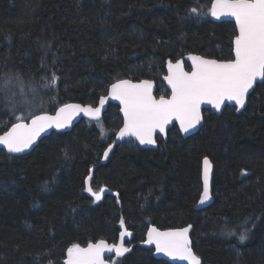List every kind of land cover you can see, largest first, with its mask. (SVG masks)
I'll return each instance as SVG.
<instances>
[{"label":"trees","instance_id":"trees-1","mask_svg":"<svg viewBox=\"0 0 264 264\" xmlns=\"http://www.w3.org/2000/svg\"><path fill=\"white\" fill-rule=\"evenodd\" d=\"M212 1L0 0V133L69 102L95 105L119 79L155 80L167 96V61L188 53L232 59L235 23L213 21ZM17 75L40 104L20 119L5 93ZM204 120L187 137L174 125L158 149L129 139L103 163L123 122L109 104L102 120L54 131L27 154L0 149V264H63L73 244H115L123 226L131 251L111 264H173L139 245L151 225H192L202 264H264V81L242 112L206 110ZM205 157L214 202L197 210ZM89 175L93 191L109 190L100 200Z\"/></svg>","mask_w":264,"mask_h":264},{"label":"snow or ice","instance_id":"snow-or-ice-1","mask_svg":"<svg viewBox=\"0 0 264 264\" xmlns=\"http://www.w3.org/2000/svg\"><path fill=\"white\" fill-rule=\"evenodd\" d=\"M191 11L195 13L196 9ZM210 13L217 18H235L238 34L234 40V58L218 61L191 56L194 68L191 72L183 70L182 62L178 61L173 65L169 61V75L165 77L171 85L169 99L164 96L156 99L152 94V82L148 80L140 83L120 80L113 83L110 95L123 104L124 124L119 129L121 139L125 136H135L141 144H155L153 135L156 130L159 129L163 133L166 125L173 119L178 120L181 128L187 132L200 123L202 103L207 102L219 109L225 101H234L239 110L244 108L249 90L257 79L264 81V0H214ZM16 79L20 80V77L17 75ZM56 79L53 73L51 82L55 84ZM10 82L9 80L6 84ZM20 82L23 83L22 80ZM107 99V96H102L98 107L65 105L55 116L36 115L31 118L30 124L16 123L0 136V145L6 146L10 153L24 152L32 146L41 132L53 126L65 127L71 120V114L77 112H83L99 121ZM110 151L111 147L104 151L105 159ZM204 166L201 204L210 198L211 164L207 158L204 159ZM91 179L89 175L87 181ZM86 190L97 200L103 192L102 189L93 191L90 185ZM120 223L123 225V219ZM189 228L161 232L153 227L148 231L145 243L154 244L158 253L189 261L190 264H201L199 257L190 247ZM228 234L233 233L229 231ZM125 236H131V233L126 230L122 232L118 244L109 245L104 240L89 243L86 248L73 244L67 249L65 264H105V251L115 252L119 257L130 250L124 244ZM246 238L247 229L240 235V240Z\"/></svg>","mask_w":264,"mask_h":264},{"label":"water","instance_id":"water-1","mask_svg":"<svg viewBox=\"0 0 264 264\" xmlns=\"http://www.w3.org/2000/svg\"><path fill=\"white\" fill-rule=\"evenodd\" d=\"M213 2H214V0L212 1V3H213ZM212 3H211V4H212ZM210 16H211V19H212L213 21H215V22L229 21V22H233V23H235V18H234V17H230V16H222V17H220V18H217V17H213V16L211 15V13H210ZM235 26H236V24H235ZM236 30H237V34H238V28H237V26H236ZM234 40H235V38H234ZM234 48H235V44H234V41H233V50H232V52H233V58H234ZM191 56L203 57L204 59H215V60H218V61H219V60H222V59H218V58L206 57V56H203V55H201V54H197V53H189V54H186L184 57H182V58H180V59H178V60H175V61L168 60V61H167V64H166V74L162 77V81L165 83V85L167 86L168 90L170 91V93H169L168 96H164L165 99H169V98L171 97V85L168 84L167 80L165 79V77L169 75V70H168L169 61H171V63H172L173 65H175L178 61H180V62H182L183 70L186 71V72H191V71L194 70V68H193V62H192V60L190 59ZM186 63L189 64L190 69H187V67H186ZM120 80H130V81H132L133 83H140L141 81H144V80L151 81V82H152V94H153V96H154L156 99H159V98H160V97H158L157 94H156V91H157V83H156L155 80H152V79H146V78H145V79H140V80H134V79H130V78H124V79H119V80L115 81L114 83H117V82L120 81ZM262 82H263V81L260 80L259 78L257 79V82L253 85V88L249 90V93H248V96H247V98H246V102H245V106H244V108H240L239 110H237V112H242V111L246 108L250 94L253 92V90L255 89V87L257 86V84L262 83ZM112 84H113V83H112ZM112 84H111V85H112ZM111 85L109 86V88H108V90H107V93H106L105 95H102V96H107L108 99H107V102L105 103L103 109L101 110V115H100V119H99V120H101V119L104 117V114L106 113L109 104H115V105L119 106V113H120V115H121V117H122V119H123V123H122V125H121V127H120V128H122V127H123V124H124L123 104L121 103L120 100H117V99H114V98L111 97V95H110ZM102 96H101V97H102ZM101 97H100V98H101ZM65 105H80L81 107H87V106L91 105L92 107H98V106H99V100H98V102H97L95 105H93V104H84V103H80V102H69V103H66V104L61 105L60 107H58V108L55 109L54 111H50V112H41V113H37V114H35L34 116H36V115L55 116V115L59 112V109L62 108V107H64ZM229 106H230V107H236V109L238 108V105H236L234 101H225V102L221 105V107H220L219 109L215 108L214 105L209 104V103H207V102L202 103L201 106H200V113H201V117H202V119H201L200 123L196 125L195 128H190L187 132H185V131L181 128V126H180V122H179L178 120H176V119H173L171 123H169L168 125H166V127H165V131H164L163 133H161V132L159 131V129L156 130V132H155L154 135H153V138L156 140V143H155V144H141L140 141H139L135 136H125V137H123V138L121 139V138L119 137V129H120V128H119L118 131H117V133L115 134L114 140H113V141L107 146L106 150H107L109 147H111V151H112V150L115 148L116 145H119V144L125 142L127 139H133V140H134L139 146H141V147H143V148H147V149H158L159 146H158V142H157V137H158V136H161V137H163L164 139L167 140L168 132H169V130H170L174 125H176V126L178 127V129H179V131H180V133H181V135H182L183 137H187V136H189V135H192V134H194V133H197V132L200 130V128L203 126L204 121H205V120H204V112H205L206 110H210L211 112L216 113V114H221V113L223 112V110H224L226 107H229ZM34 116H32V117H34ZM32 117H31V118H32ZM31 118H29V119H27V120L17 121V122H15V123H13V124L10 125L6 130H4L3 132H1V133H0V136L4 135V133H5L6 131H9V130L11 129V127H12L14 124H16V123L23 122V123H26V124H30V123H31ZM83 119H88V120H91V121H97L96 119H94V118H92V117L86 115V114L83 113V112H77V113L71 114V120H70V122H69L65 127H63V128H56L55 126H53V127H51V128H47L46 130H44L43 132H41L40 135H39V136L37 137V139L35 140V142L32 144V146H31L30 148H28V149H25L24 152H20V153H10V152L7 151V148H6V146H4V145H0V149L5 150L7 153L12 154V155H24V154H27V153L31 152V151H32V150H33V149L39 144V142H40L44 137L50 135V134H51L52 132H54V131H57V132L70 131V130H71V129H72L77 123H79V122H80L81 120H83ZM106 150H105V151H106ZM111 151L108 153V157H109V154L111 153ZM205 158H207V159L210 161V164H211L210 180H209V192H210V198H209L208 200H206L203 204H201V203H200V199H201L202 194H203V175H204V167H205V166H204V159H205ZM205 158L203 159V163H202V192H201L200 198H199V200H198V202H197V204H196V206H195V208H196L197 210L205 209V208H207L208 206H210V205L214 202V197H213V193H212L213 174H214V164H213L212 160L210 159V157H205ZM107 159H108V158H107ZM107 159H105V158L103 157L102 162H103V163L106 162ZM88 186H89V181H87V187H88ZM107 191H109L107 188H104V189H103V192H102L101 198L103 197L104 193L107 192ZM89 193H90V192H89ZM90 195H92V194L90 193ZM92 196H93V195H92ZM94 197H95V196H94ZM101 198H100V199H101ZM95 199H96V198H95ZM100 199H99V200H100ZM189 226H191V227L189 228ZM153 227L157 228V229L160 230L161 232H164V231H175V230L182 229V228H189V231H188V238H189V240H190V242H191L190 247L192 248L194 254H195L196 256H198V255L195 253V251H194V249H193V247H192V240H191V231H192V229H193V226H192V225H188V226H185V227H179V228H167V229H161V228H159V227H157V226H155V225H151V226H149L148 231H149L151 228H153ZM123 230H124V232H125V230H126L125 226H123ZM126 231H127V230H126ZM148 231H147V233H148ZM127 232H128V231H127ZM147 233H146L145 240L142 241L139 245L142 246V247H146V248H152V249H154V255H155V257H157V258H159V259H164V260H166V261H168V262H171V263H173V264H190L189 261H186V260H180L179 258H175V259H174V258H172V257L167 256V255L164 254V253H158V252H156V250H155V245H154V244L149 245V244L145 243V241L147 240ZM128 237H129V236H125V238H124V244H125L126 247H128V248L131 250V247H129V246L126 244ZM102 240H103V239H102ZM98 241H100V240L93 241V242H89V243H97ZM104 241H105L106 243H108L109 245L112 244V243H109V242L106 241V240H104ZM119 241H120V240H119ZM119 241H118L117 243H115V244H118ZM89 243H87V244H85V245H80V246L86 248V247L88 246ZM130 250H129L128 252H130ZM128 252H126V253H128ZM126 253H125V254H126ZM115 255H116L115 252H108V251H105L104 254H103V258H104V260H105V264H111V262H110L109 259L112 258V257L115 256ZM123 255H124V254H123ZM198 257H199V256H198ZM199 259H200L201 264H202V260H201L200 257H199ZM66 260H67V255H66V257H65V259H64V261H63V264H65Z\"/></svg>","mask_w":264,"mask_h":264},{"label":"rangeland","instance_id":"rangeland-1","mask_svg":"<svg viewBox=\"0 0 264 264\" xmlns=\"http://www.w3.org/2000/svg\"><path fill=\"white\" fill-rule=\"evenodd\" d=\"M21 80L13 79L9 83L7 91L5 92L10 97V103L17 107L20 111L18 114L19 119L24 118L22 115L26 112L27 117L37 111L40 107V104L31 99L28 95V91H24L27 87L24 83L21 84ZM42 88H45V84L42 83ZM22 88V91H21ZM19 98V99H16ZM9 101V100H8Z\"/></svg>","mask_w":264,"mask_h":264},{"label":"flooded vegetation","instance_id":"flooded-vegetation-1","mask_svg":"<svg viewBox=\"0 0 264 264\" xmlns=\"http://www.w3.org/2000/svg\"><path fill=\"white\" fill-rule=\"evenodd\" d=\"M186 67H187V66H186ZM187 69H188V68H187ZM189 69H190V68H189ZM167 96H168V95H167ZM122 123H123V122H122ZM120 127H121V126H120ZM120 127H119V128H120ZM158 137H161V136H158ZM158 137H157V138H158ZM162 138H163V137H162ZM163 139H164V138H163ZM127 140H129V139H127ZM127 140H126V141H127ZM164 140H166V139H164ZM167 140H168V137H167ZM126 141H125V142H126ZM157 142H158V140H157ZM123 143H124V142H123ZM121 144H122V143H121ZM126 244H127V242H126ZM127 245H128V244H127ZM129 247H130V246H129ZM130 251H131V250H130Z\"/></svg>","mask_w":264,"mask_h":264},{"label":"bare ground","instance_id":"bare-ground-1","mask_svg":"<svg viewBox=\"0 0 264 264\" xmlns=\"http://www.w3.org/2000/svg\"><path fill=\"white\" fill-rule=\"evenodd\" d=\"M234 41V40H233ZM189 54V53H188ZM158 146H159V143H158Z\"/></svg>","mask_w":264,"mask_h":264}]
</instances>
